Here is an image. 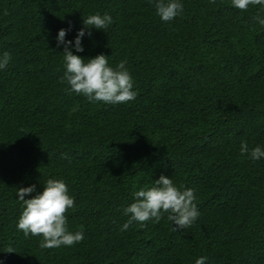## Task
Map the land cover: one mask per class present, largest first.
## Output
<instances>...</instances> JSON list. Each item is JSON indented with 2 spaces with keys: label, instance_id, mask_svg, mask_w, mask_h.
I'll list each match as a JSON object with an SVG mask.
<instances>
[{
  "label": "trees",
  "instance_id": "16d2710c",
  "mask_svg": "<svg viewBox=\"0 0 264 264\" xmlns=\"http://www.w3.org/2000/svg\"><path fill=\"white\" fill-rule=\"evenodd\" d=\"M154 3L0 0V55L11 57L0 70V264H264V157L240 152L242 141L264 149V26L254 19L264 8L180 0L182 14L165 22ZM97 13L113 22L85 29L83 51H71L124 61L133 101L91 102L60 80L58 30L74 42ZM161 175L194 190L197 219L174 231L165 214L122 231L133 193ZM49 178L75 200L67 226L82 225L84 239L73 246L42 249L16 227L17 188L34 185L28 199Z\"/></svg>",
  "mask_w": 264,
  "mask_h": 264
},
{
  "label": "clouds",
  "instance_id": "9594fccd",
  "mask_svg": "<svg viewBox=\"0 0 264 264\" xmlns=\"http://www.w3.org/2000/svg\"><path fill=\"white\" fill-rule=\"evenodd\" d=\"M215 3V0H210ZM236 9L245 12L250 6L264 8V0H231ZM156 14L161 20L168 22L183 12L180 0H155ZM7 14V13H5ZM255 21L264 26V18L256 16ZM109 14H92L82 18L83 26L77 31L73 41L66 40L67 29L58 30L57 46L63 45L64 73L61 82L69 85L68 91L83 95L91 102H104L107 104H123L136 99L133 78L121 61L115 68L109 66L108 56L98 54L94 57L83 58L74 54L82 52V37L85 29L105 30L112 23ZM91 35V31H88ZM10 54L4 52L0 55V70L5 69L10 61ZM241 154H248L252 160L264 157V149L257 145L249 149L247 142L240 145ZM64 154H62L63 156ZM35 186L17 188V197L22 202V211L18 218L17 229L25 237L29 235L40 236L39 246L42 249L73 246L84 239L83 226L81 230L71 232L67 226L66 213L75 208V200L68 194V187L61 179L49 178L43 183V190L25 199L33 193ZM134 202L123 208V213L128 217L121 226L122 231H127L134 223L143 224L149 220L159 222L166 214L172 222L173 230L189 228L199 216L196 204V195L193 189L179 188L170 176L161 175L151 187H143L133 193ZM8 252H13L11 247ZM207 257H199L195 264H205Z\"/></svg>",
  "mask_w": 264,
  "mask_h": 264
}]
</instances>
